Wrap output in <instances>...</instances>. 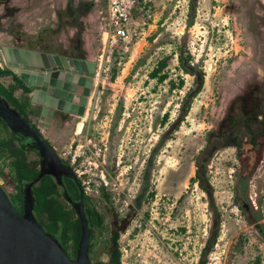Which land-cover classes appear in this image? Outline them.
Masks as SVG:
<instances>
[{"label": "rangeland", "instance_id": "obj_1", "mask_svg": "<svg viewBox=\"0 0 264 264\" xmlns=\"http://www.w3.org/2000/svg\"><path fill=\"white\" fill-rule=\"evenodd\" d=\"M107 20V0H0L3 37L59 51L87 43L96 61L85 111L58 112L49 136L58 153L88 138L101 147V164L75 165L104 215L92 264L107 260L115 220L119 264H264L254 227L264 220V123L253 120L264 119V0H136L128 36L113 44ZM180 54L203 81L176 124L195 79ZM9 169L1 156L11 197Z\"/></svg>", "mask_w": 264, "mask_h": 264}, {"label": "water", "instance_id": "obj_2", "mask_svg": "<svg viewBox=\"0 0 264 264\" xmlns=\"http://www.w3.org/2000/svg\"><path fill=\"white\" fill-rule=\"evenodd\" d=\"M22 52V50H19L20 57L17 55L19 60L24 61L21 65H23L24 68H38L40 72L36 80H28L26 72L17 71L20 77L24 79L29 86L34 84H50L52 88H55V93H57L58 89L63 90V92L67 91L68 98H72V95L75 94L73 97L74 101L78 100V102L80 101L82 103H80L78 109L73 105L70 110H77L76 113L82 114L84 111V103H86L95 74L94 64L92 63L93 66L90 70L84 72L79 64L80 61L75 58L72 59L61 55L51 56L45 53L35 52V59L34 55L30 53L29 50L25 49L24 52ZM43 71L45 77L48 79L47 81L40 80L41 76L44 75ZM49 71L51 72L47 73ZM73 73H78L80 75L76 77ZM48 76H51L50 79ZM76 78L78 85H81L82 89H76L77 86L75 82H73ZM75 89L77 93H74ZM61 103L62 101H59L57 104L54 102L53 105L55 104L61 109H63V107L64 109L68 108L67 104L64 106ZM0 117L7 123L13 132L19 136H25L26 141L38 150L43 162H47L48 165L56 169L48 170L47 172L55 175L60 185H63L62 174L77 181V177L70 165L64 162L58 153L51 147L41 135L39 129L33 126L30 121L21 115L15 108L11 107L1 95ZM43 171L45 170L41 168L36 179H39ZM35 180H31L24 185V206L22 212L14 207L9 195L0 183V264H91L88 253L91 227L84 210L82 190L80 189V195L77 201L71 198L66 188H64L63 191L65 199L72 204L78 216L81 230L75 256L70 257L56 237L48 233L33 214L32 193L30 188Z\"/></svg>", "mask_w": 264, "mask_h": 264}, {"label": "trees", "instance_id": "obj_3", "mask_svg": "<svg viewBox=\"0 0 264 264\" xmlns=\"http://www.w3.org/2000/svg\"><path fill=\"white\" fill-rule=\"evenodd\" d=\"M182 54H180V61L183 65L184 69L188 72H192L195 75V79L193 82L192 88H190L184 95L181 105L179 108V112L174 119L173 122H180L185 118L187 114L193 96L200 90L203 74L201 71H194L195 67H188L183 59ZM155 71H152L150 74L152 76L155 75ZM5 74H13L10 69L7 67L0 66V76ZM27 89L26 87H24ZM2 89V90H1ZM14 86L9 85L7 87L0 84V93L2 92L9 100L14 101V103L21 104L23 101L19 99H15L13 97ZM14 98V99H13ZM26 105L25 103H23ZM7 149V150H6ZM25 147L23 146H14L12 144V136L9 138H0V152L1 150L7 151L10 156V169L9 174L10 178L13 180V198H10L14 207H16V203L20 206L22 205V185L25 181L29 179H33L36 175V170L33 167L34 162H37L35 159L33 161L29 160L27 154L25 153ZM199 164V163H198ZM200 165V164H199ZM200 167V166H198ZM2 171V170H1ZM204 171V170H203ZM193 179H197L204 190L207 191V187L201 182V170L200 168L196 169V174ZM246 179L243 180V182ZM71 185L75 189L76 198L78 199V191L74 182L71 181ZM246 185V183H245ZM20 188V189H19ZM19 189L15 193V191ZM62 195V192L57 190V183L51 179L50 177L45 178L38 185H34L32 189V199H33V207L35 208V218L42 225V227L51 235L56 237L59 243L65 248V250L70 249L73 255L76 253V247L78 244V239L81 233L79 219L74 210V208L64 200L59 199ZM85 214L87 216L89 225L91 230H93L92 226L97 228H101L104 223V215L103 213L96 208L93 201L90 197H85ZM242 207V204L240 205ZM18 209V208H17ZM20 210V209H18ZM217 227L212 228L211 235L213 238L216 236ZM117 236L118 231L113 233L109 239L111 242V247L109 248L108 258L106 261L98 260L96 264H119L120 263V249L117 244ZM211 240L208 239L207 243ZM93 242L90 241L88 247V253H90ZM91 262V260H90ZM92 264V262H91ZM202 264V263H199Z\"/></svg>", "mask_w": 264, "mask_h": 264}, {"label": "crops", "instance_id": "obj_4", "mask_svg": "<svg viewBox=\"0 0 264 264\" xmlns=\"http://www.w3.org/2000/svg\"><path fill=\"white\" fill-rule=\"evenodd\" d=\"M22 41L20 40V38H15L9 33L6 34L4 37L2 34H0V50H1L0 57H2V59L5 61L4 67H7L13 73V74H5V75L0 76V84L5 87L9 85H13L14 86L13 97L15 99H19L20 101H23V103H25L26 105H24L23 103L16 105L14 101L9 100L6 97V95H4L2 92L0 93V95L8 102V104L11 107L15 108L21 115L26 117L33 126L37 127L41 135L50 144L49 136H51L53 139L56 138L55 136L56 132L54 130L57 125L56 123L57 113L66 112V111L76 113L77 110L71 111L70 109L72 108L73 105L76 106V108L78 109L80 103L82 102L80 101L78 102V100L74 101L73 97L75 96V94L72 95V98H68L67 91L63 92V90L58 89L57 93H55L56 91L55 88H52L50 84L48 85L34 84L32 86H29L27 82L20 77L17 71L26 72V77L28 80H36L40 72V69L35 68V67L24 68V66L21 65V63H23L24 61L19 60L17 58V55L20 57L19 50H22L24 52V50L27 49L33 55L35 52H39V53H45L46 55H51V56L61 55V56H65V57L72 58V59L75 58L80 61L79 64L82 67V70L84 72L92 68L93 66L92 63L94 64V69H95L96 61L94 59V56L91 55L92 50L90 49L87 43L83 44L80 50H78L77 48L75 49H72L70 47L66 48V44H63V48H66V49L59 51V50L45 48L44 46L43 47L36 46L32 48L28 44L24 45ZM34 58L36 59V55H34ZM0 66L3 67V65L1 64ZM13 69L16 71H14ZM50 72L51 71L47 73H50ZM43 74H44V71H43ZM73 74L76 77L80 75L78 73H73ZM48 77L50 79L51 76H48ZM40 80L47 81L48 79L47 77H45V74H44L43 76H41ZM73 82H75L77 86L76 89L77 88L82 89L81 88L82 86L78 85L77 78ZM24 87H26L27 89H25ZM76 89L74 90V93H77ZM87 99H88V96H87ZM59 101H62L61 104L64 106L67 104L68 110L64 109V107L63 109H61V108H58L57 105L55 104L53 105L54 102L57 104L59 103ZM86 104H87V101L86 103H84V111H85ZM0 131L7 132L5 136L0 135V138H6V137L10 138L12 136V144L14 146H17L18 140L13 135V134L16 135V133L12 131V129L7 125V123L1 117H0ZM76 131H77V126H76ZM8 154L9 153L7 151L1 150L0 157L6 156L9 159L10 156H8ZM26 154L29 160L33 161L35 159L37 161V158H35L34 155H31L29 152Z\"/></svg>", "mask_w": 264, "mask_h": 264}, {"label": "built area", "instance_id": "obj_5", "mask_svg": "<svg viewBox=\"0 0 264 264\" xmlns=\"http://www.w3.org/2000/svg\"><path fill=\"white\" fill-rule=\"evenodd\" d=\"M135 1L136 0H107L108 20L107 28L103 31V33H107V35L111 38V44L115 42L117 37L125 39L128 36L130 14L132 8L135 5ZM100 151L101 147L98 145V143L95 140L88 138L82 142L70 143L60 153H58L57 151L56 152L62 159L68 162L76 177L79 179L81 176L80 174L84 172L85 169L81 170V168L79 167L76 168V162H79V159L84 157L87 159L88 163H93V165L96 167L98 164H101L98 163ZM80 162H82V160ZM101 172L102 168L100 170V173ZM101 176L103 177L102 173ZM80 183L83 187L84 192H87L86 188L84 187L88 186L83 185L82 181ZM209 258L212 261H217L215 259H219V254L215 251L211 253V256H209Z\"/></svg>", "mask_w": 264, "mask_h": 264}, {"label": "flooded vegetation", "instance_id": "obj_6", "mask_svg": "<svg viewBox=\"0 0 264 264\" xmlns=\"http://www.w3.org/2000/svg\"><path fill=\"white\" fill-rule=\"evenodd\" d=\"M61 113V112H60ZM253 120H255V122L256 123H260V124H263L264 123V119H258V117L256 116V117H254V119ZM16 138H17V140H18V144H17V146H23V147H25L26 149H25V153H30V154H32V155H34V157L35 158H37V162H34L33 164H31V165H33V167L32 168H34L35 170H36V175L33 177V179H29V180H27V181H25L24 183H23V185H22V205L20 206L18 203H16V209L18 208V209H20V210H18V211H20V212H22L23 211V206H24V204H23V194H24V185L27 183V182H29V181H31V180H35L36 179V177L38 176V174H39V172H40V169L41 168H43V170H45V171H43V173H42V175L39 177V179H36L33 183H32V185H31V188H30V190H31V193H32V189H33V187H34V185H38L41 181H43L45 178H47V177H50L51 179H53L56 183H57V190L59 191V192H62V195L59 197V199H61V200H64V201H67V199H65V197H64V195H63V191H64V188H66V190L68 191V194L71 196V198L73 199V200H75V201H77L78 199H79V195H80V189L82 190V192H83V199H84V207H85V197L87 196V192H84V190H83V187H82V185H81V183H80V180L77 178V181H75L74 179H72V178H70V177H68V176H66V175H63L62 174V181H63V185H60L59 183H58V181H57V179H56V177H55V175H53L52 173H50V172H47L48 170H56L54 167H52V166H50V165H48V163L47 162H43L42 161V158H41V156H40V154H39V152H38V150L36 149V148H34V146H32L28 141H26V139H25V136L23 137V136H19L18 134H13ZM23 135V134H22ZM264 139V138H263ZM52 148H53V146H51ZM54 149V148H53ZM263 149V148H262ZM55 150V149H54ZM64 160V159H63ZM64 162H66L67 164H68V162L66 161V160H64ZM71 181L72 182H74L75 183V185H76V187H77V191H78V199L76 198V193H75V189H74V187L71 185ZM1 185H4V184H1ZM3 187V186H2ZM20 189V188H19ZM19 189H17L16 191H15V193L17 192V191H19ZM10 198H13V192H11V197ZM68 202V201H67ZM69 203V202H68ZM71 206H72V204L71 203H69ZM242 207L244 208V210L246 211V212H248L249 211V205H247L245 202H243L242 203ZM34 207H33V199H32V211H33V214H35V211H34ZM35 216V215H34ZM118 222L115 220L114 222H113V225L111 226V228H110V231H109V237L113 234V233H115L116 231H118ZM255 233H256V235L258 236V238L260 239V240H262L263 242H264V220L263 219H260V220H258L257 222H255ZM92 228H93V230H91V235H90V241H92V239H93V237H94V235H95V232H96V230H97V227H95V226H92ZM93 242V241H92ZM90 243V242H89ZM111 243V242H110ZM89 247V246H88ZM67 251V254L70 256V257H74L75 255H73L72 254V252L70 251V249H67L66 250ZM91 252V251H90ZM89 257H90V254H89ZM90 260H91V258H90Z\"/></svg>", "mask_w": 264, "mask_h": 264}]
</instances>
